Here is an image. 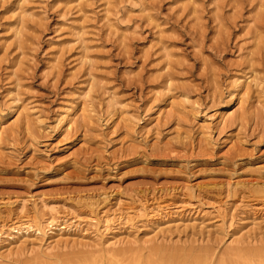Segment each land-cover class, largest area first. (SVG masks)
Wrapping results in <instances>:
<instances>
[{"label": "rangeland", "instance_id": "374dc122", "mask_svg": "<svg viewBox=\"0 0 264 264\" xmlns=\"http://www.w3.org/2000/svg\"><path fill=\"white\" fill-rule=\"evenodd\" d=\"M0 122V264H264V0H0Z\"/></svg>", "mask_w": 264, "mask_h": 264}, {"label": "bare ground", "instance_id": "6f19581e", "mask_svg": "<svg viewBox=\"0 0 264 264\" xmlns=\"http://www.w3.org/2000/svg\"><path fill=\"white\" fill-rule=\"evenodd\" d=\"M240 104V103H239ZM233 108H231L230 107V109L229 110H227L226 112H224V113H222L221 114V116H220V121L221 122H223V120L226 118L225 116L226 115H230V114H232V112L234 111V110H232ZM74 116L75 115H72V117L70 118V122L72 123L73 121H74ZM225 121V120H224ZM5 124L4 123H2V122H0V143H1V140H2V138H3V134H4V131L6 130V129H4L5 127ZM1 146V145H0ZM160 201V200H159ZM163 201H165V200H163ZM158 202V201H157ZM166 202V201H165ZM156 203V202H155ZM151 204V203H150ZM164 204V203H163ZM175 204V203H174ZM44 205H46V204H44ZM173 205V204H172ZM26 207V206H25ZM157 207H158V209L159 208H163V207H165V205H162V204H159V205H157ZM167 207V206H166ZM39 208V207H38ZM153 208V207H152ZM165 209H167V208H165ZM24 210H25V208H24ZM28 210V209H27ZM46 210V209H45ZM45 210H43V211H45ZM151 210V209H150ZM163 210V209H162ZM42 211V212H43ZM47 211V210H46ZM157 211V210H156ZM25 212V211H24ZM40 211H38V209H35L34 208V210L33 211H31L29 214H31V216H29V214H27V212H25V213H23L22 212V207H21V214H23L22 215V217H23V220L21 219L22 217H20L19 216V219H21V221H19L18 222V227H17V230H19V229H23V228H26V227H31L30 225V223L29 222H32V223H34V224H36L37 225V227L39 226V227H41V222H42V220L44 221H47L49 224H51V223H53V220L56 218V217H58V216H61L59 213H58V211H57V209L55 210V209H53V208H51V209H49V212H48V214H47V212H45L47 215H48V217H46L47 218V220L45 219V218H43L45 215L42 213V214H40L39 213ZM67 212V211H66ZM69 213V212H68ZM123 213V212H122ZM128 213V212H127ZM127 213H125V214H127ZM15 213H13V215H14ZM20 214V213H19ZM73 215V214H72ZM111 215H112V213H111ZM29 216V217H28ZM114 216H115V213H114ZM121 216H122V214H121ZM15 217V216H14ZM72 217V216H71ZM103 217V216H102ZM119 217V216H118ZM100 218V217H99ZM113 218V217H112ZM111 218V216H107L106 218H105V221H104V223H105V225H106V227H108L109 226V224H110V222L112 221L113 222V219ZM96 219V218H95ZM117 219V218H116ZM16 220V219H15ZM74 220V219H73ZM44 221V222H45ZM96 221V220H95ZM102 221V220H101ZM101 221H99V222H101ZM76 222V221H75ZM11 224H12V222H11ZM15 225V224H14ZM33 225V224H32ZM102 225V224H101ZM104 225V226H105ZM14 230L16 229V227H14L13 228ZM40 229V228H39Z\"/></svg>", "mask_w": 264, "mask_h": 264}]
</instances>
